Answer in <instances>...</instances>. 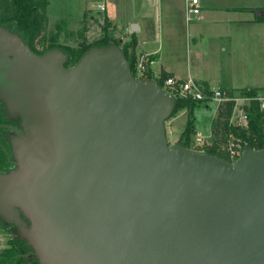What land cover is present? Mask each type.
Segmentation results:
<instances>
[{
	"label": "water",
	"instance_id": "obj_1",
	"mask_svg": "<svg viewBox=\"0 0 264 264\" xmlns=\"http://www.w3.org/2000/svg\"><path fill=\"white\" fill-rule=\"evenodd\" d=\"M21 44L3 49L28 106L22 130L0 123L17 134L0 216L40 264H264V145L232 160L170 142L172 94L116 42L70 65Z\"/></svg>",
	"mask_w": 264,
	"mask_h": 264
},
{
	"label": "crops",
	"instance_id": "obj_2",
	"mask_svg": "<svg viewBox=\"0 0 264 264\" xmlns=\"http://www.w3.org/2000/svg\"><path fill=\"white\" fill-rule=\"evenodd\" d=\"M89 1L82 0L83 17L74 16V24L86 19L89 26V18L103 13L120 30L121 37H136V52L151 53L152 73L153 63L160 64L157 76L164 68L169 74L198 79L205 87H253L264 91V81L255 78L264 75V0H199L201 12L194 16L187 13V0H91L93 6L99 2L104 7H95L97 10L90 13ZM63 2L70 6L72 0ZM50 3L48 0L46 6L48 20ZM60 6H54V12L51 9L56 13L54 17L64 19L69 26L73 13L61 12L64 8L57 9ZM132 21L137 22L136 29L130 28ZM214 102L208 130L198 129L195 123V139L200 134L205 142L212 140V121L218 106ZM186 118L181 120L182 125Z\"/></svg>",
	"mask_w": 264,
	"mask_h": 264
},
{
	"label": "trees",
	"instance_id": "obj_3",
	"mask_svg": "<svg viewBox=\"0 0 264 264\" xmlns=\"http://www.w3.org/2000/svg\"><path fill=\"white\" fill-rule=\"evenodd\" d=\"M47 3L48 0H0V25L20 34L22 40L35 52H44L48 48H59L65 54L63 60L65 65L73 64L90 45H106L109 42L119 43L117 40L120 39V36H113L109 33L108 25L110 21L108 18H105V21L101 23L100 30H102V33L93 41L87 40L85 25L78 29L79 39L76 43L69 44L57 41L55 34L48 36L46 31L48 22ZM59 28L60 24L57 23V29ZM39 42H41V45H38ZM135 43L136 37L133 35L121 44L132 70H135ZM166 74H169V71L162 68L159 81ZM146 76L152 77V69L149 65L146 68ZM254 89L250 87L251 92ZM173 98L172 107L167 116L170 117L179 109L185 108L187 118L180 129L177 141L189 146L191 134L195 131L194 107L200 101L191 96H173ZM233 102L232 99L219 103L212 121V141L201 146L207 151L218 153L226 158H229L228 151L221 148L220 144L227 139L229 131L240 136L243 146L261 147L264 145V111L260 110L257 99H252L249 105L246 106L249 116L247 128H239L236 125L229 124ZM2 105L3 103L0 100V123L11 121L8 114L3 112ZM7 128V126L0 125V171H5L13 164L11 160L13 155L10 153L11 145L5 135ZM0 224L3 226L8 225L11 228L10 222H6L1 216ZM9 242L12 244L3 249L0 264H40L33 245L18 228H12Z\"/></svg>",
	"mask_w": 264,
	"mask_h": 264
},
{
	"label": "rangeland",
	"instance_id": "obj_4",
	"mask_svg": "<svg viewBox=\"0 0 264 264\" xmlns=\"http://www.w3.org/2000/svg\"><path fill=\"white\" fill-rule=\"evenodd\" d=\"M64 0H51V3L49 4V20L46 25V31L48 36L55 34L56 40L62 43H76L79 39L78 35V29L81 28V26H86V19H82L80 24H74L72 21L74 19V16L81 18L83 15L80 13L82 0H72L71 5L68 6ZM93 1H89L88 3V12L97 10L95 9V6H93ZM61 5V6H60ZM54 6H60L57 9H61V12L70 10L71 15L70 22H72L69 26H66V22L62 19H55L56 13L54 12ZM68 7V9H67ZM53 12H52V10ZM63 10V11H62ZM90 13V12H89ZM63 14V13H60ZM93 17V16H92ZM95 18V19H94ZM90 20V21H89ZM89 26H86L87 29H89V32L86 29V37L88 41H93L97 39L100 34L102 33V30H100L101 23L105 21V16L103 13L98 14L96 17L89 18ZM57 23L60 24V28L57 29ZM113 23V22H112ZM110 21V24L108 25L109 33L113 36H120V30L116 29V26H114ZM8 29V28H7ZM3 31H0V100L2 101V109L3 112H6L8 117H12L14 114H17L18 116L22 117V113L20 110L25 111L28 106V102L26 99V93L24 90L23 85H21L20 81L15 78L12 72L13 65L16 62V58L13 57V54H6V51L3 49L6 47L12 48L13 50H20L21 44V38L20 36H17L16 34L10 35L5 29H2ZM10 32H14L11 29H8ZM17 33V32H15ZM130 37H121L117 41H119L118 44H122L125 39H129ZM38 45H41V42L38 43ZM11 49V51H12ZM13 53V52H12ZM155 65V73H152V77H158V68L159 65L158 62L153 63ZM257 79H262L264 81V75H260L258 77H255ZM215 101V100H214ZM212 101L209 105H206L205 102H197V104L194 107V115H195V123L196 127L200 130L207 131L209 128L210 120L215 112V102ZM8 104H12V106H16V111H12ZM20 109V110H19ZM180 110H182L181 114L178 116ZM186 110L185 108L179 109L178 112H176L174 115H171L170 117L166 118L165 124H166V133L168 134V139L170 142L177 141V138L179 136L180 129L183 127L181 120H183L184 117H186ZM176 116V117H173ZM194 148H203L201 146L203 145H196V139L194 138V133L191 134V141L190 145ZM3 194V191L0 190V195ZM2 203V202H1ZM5 205V204H4ZM9 208V207H8ZM8 215L14 216L13 210L8 209ZM11 228L7 226H3L0 224V256L2 255L3 249H5L7 246H10L12 243L9 242L12 228L17 229V227L14 225V223L10 222Z\"/></svg>",
	"mask_w": 264,
	"mask_h": 264
},
{
	"label": "built area",
	"instance_id": "obj_5",
	"mask_svg": "<svg viewBox=\"0 0 264 264\" xmlns=\"http://www.w3.org/2000/svg\"><path fill=\"white\" fill-rule=\"evenodd\" d=\"M199 0H187L186 10L189 16L197 15L201 12ZM96 8H103L104 4L97 2ZM154 61L153 56L148 51L136 52L135 57V70H132L135 76L146 75V68L152 65ZM159 77L156 79L159 81ZM155 78V77H154ZM172 96H191L199 101H217V105L224 100H234L233 106L229 116V124L236 125L239 128H247L249 124V116L246 111V106L249 105L252 99H257L260 110L264 111V91L254 89L250 91L249 88L233 89L232 87L214 86L212 88L205 87L198 79H194L190 76H176L174 74H166L160 78L159 81ZM264 131V127H263ZM212 141V140H211ZM210 141V142H211ZM205 139L198 134L196 137V145H203ZM220 147L227 150L229 159L235 158L244 147L240 136L234 132L229 131L227 139L221 142Z\"/></svg>",
	"mask_w": 264,
	"mask_h": 264
},
{
	"label": "flooded vegetation",
	"instance_id": "obj_6",
	"mask_svg": "<svg viewBox=\"0 0 264 264\" xmlns=\"http://www.w3.org/2000/svg\"><path fill=\"white\" fill-rule=\"evenodd\" d=\"M10 55H11V53H10ZM8 115H10V114H8ZM9 118H10L11 121H7V122L16 125L17 127L20 128V130H22V129H21V117H20V116H18L17 114H14L12 117H9ZM7 127H8V128L5 130V135H6V136H8L9 133H13V134L17 135V134H16V131H15L14 128L9 127V126H7ZM10 153L12 154V151H11V150H10ZM13 159H14V155H13V157L11 158L12 163H13ZM13 164H14V163H13ZM13 164H12V165H13ZM12 165H11V166H12ZM9 167H10V166H9ZM9 167H8V168H9Z\"/></svg>",
	"mask_w": 264,
	"mask_h": 264
}]
</instances>
